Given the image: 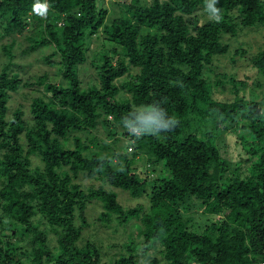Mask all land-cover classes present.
Instances as JSON below:
<instances>
[{
    "label": "trees",
    "instance_id": "trees-1",
    "mask_svg": "<svg viewBox=\"0 0 264 264\" xmlns=\"http://www.w3.org/2000/svg\"><path fill=\"white\" fill-rule=\"evenodd\" d=\"M205 5L206 0L118 2L119 14L108 24V10L99 8L96 0H0V23L7 36L23 31L30 9L45 14L34 20L44 25L49 41L33 43L55 44L62 75L59 84L47 75L23 82L10 64L0 65V264H22V254L29 256L30 264H137L132 252L103 263L102 250L94 244L77 245L86 207L93 200L101 206L98 221L105 226L140 222L144 248L156 252L144 264L264 263V112L242 97L227 103L213 99L207 73V64L226 50L223 38L237 39L242 28L264 25V2L219 0L218 18L210 17ZM200 11L207 17L199 25ZM100 29L117 48L111 58L104 49L96 54L101 61L99 86L83 90L76 70ZM116 51L122 57L113 63ZM245 53L236 47L230 59ZM251 58L264 74V51ZM45 62L54 64L51 57ZM124 75L118 87L115 81ZM34 86L50 99L33 100L32 121L24 120L21 108L8 116L9 94ZM157 101L178 124L159 136L137 138L124 127L123 118ZM203 123L245 134V175L219 154L212 129L198 133ZM98 125L113 138L112 146L123 129L122 136L129 135L140 147L128 152L130 141L123 150L120 143L117 149L106 144L111 155L104 159L88 154V145L77 136L74 148L68 146L71 133L85 135ZM90 144H95L94 137ZM140 151L149 166L163 164L165 172L150 178L151 169L144 171L134 161ZM34 155L41 168H32ZM78 173L98 175L132 197L148 189L149 209H124L116 194L104 188L84 191L73 183ZM198 202L204 205V222L202 216L194 218ZM49 231L56 237L55 248ZM128 245L131 249L132 242Z\"/></svg>",
    "mask_w": 264,
    "mask_h": 264
},
{
    "label": "rangeland",
    "instance_id": "rangeland-1",
    "mask_svg": "<svg viewBox=\"0 0 264 264\" xmlns=\"http://www.w3.org/2000/svg\"><path fill=\"white\" fill-rule=\"evenodd\" d=\"M129 0H96L97 6L100 8H105L108 10V18L110 19L107 23L112 22L119 14V7H117L118 2L124 3ZM149 2L150 0H146ZM264 2V0H260ZM36 6V5H35ZM45 11H48L46 5L42 7ZM40 16L44 19L45 14H41L39 8L30 9L26 13L27 25L21 32L14 33L13 35L7 36L5 34L4 28L1 27L0 23V65L10 64V71L12 73H19L21 80H35L37 77L42 75H47L48 80L52 83H61L62 75L60 74L59 55L56 53V46L54 43L48 45H34L33 40L45 39L49 41L47 31L44 25L39 24L34 17ZM199 25L204 22L207 17L206 13L199 12ZM223 44L226 45V50L223 54H218L207 64V73L210 76V81L212 84L211 93L212 98L220 102H231L235 97H242L248 101H254L259 104L261 110L264 112V74L258 72L252 65L253 54L264 51V25H255L254 27H245L240 31L237 39L223 38ZM242 47L245 50L243 56L235 55L236 58L232 61L230 58L235 52V48ZM5 48V51H4ZM117 48L115 40L110 38L108 34L100 29L97 38L89 44L86 48V60L85 62L77 67L78 79L81 82V88L87 89L90 86H99V71L97 66L101 64L96 54H98L101 49L107 51V56L112 57L114 49ZM11 53L12 58L8 56ZM53 54V55H52ZM46 57H51V61L54 63L50 65L45 62ZM122 54L116 51L115 57H113V63L116 62V58H121ZM136 70L132 69L131 72ZM231 79L233 81L231 82ZM126 80V75L115 81L118 87L124 84ZM123 97L128 98L129 95L126 92H122ZM50 99L49 94H47L41 87H20L17 92L10 93L8 99L9 112L8 116L13 110L21 108L24 113V120L32 121L30 114V105L35 98ZM53 108L58 107L57 104L51 103ZM110 117H108L109 119ZM198 133L201 134L205 129H209L214 132L215 145L218 148L219 154L228 159L232 163H236L232 167L237 166L240 168L241 174H246V160L247 155L244 153L242 148V141L245 134L239 130L235 132L234 129H223L221 126L213 128L210 123H203L198 128ZM121 132L125 130L120 129L115 137L119 139L120 147L123 150L124 145L130 141V136H122ZM87 134V135H86ZM71 133L70 138L67 140L68 146L73 147L75 145L74 137L77 136L84 140L88 145V154L94 153L101 156L104 159L110 157L111 153L107 150L106 144L111 148H116L117 145L112 146L113 138L108 136L107 131H105L100 125L93 131L86 133ZM95 139V144H90V139L93 137ZM87 137V139H85ZM130 141L128 147L131 148L132 152L135 148L140 147V143H133ZM105 144V145H104ZM114 149L116 152H118ZM128 149V148H127ZM138 163V167L143 169H151L149 174L150 178L160 176L165 172V165L161 164L159 166L153 167L149 166V160L147 156H144V152L140 151L136 153L135 160ZM30 163L32 168L42 167L40 159L34 155L30 156ZM116 160L113 162V166L116 165ZM112 166V167H113ZM75 185H80V187L87 191L88 189L99 190L100 188L107 189L114 192L117 196V201L122 205L124 209L134 208L137 205H141L144 208V212L149 209V198L147 189L144 194L139 197H132L128 191L120 188H111L104 181L103 178L94 175L93 177H88L84 173H78L76 180L73 181ZM199 208L196 209L194 218L202 216L203 222L205 221L207 215H204V205L198 202ZM102 212L101 206L98 201L93 200L87 205L85 210L86 223L82 228V237L77 242L78 246H84L87 242L94 244L98 250H102L103 253V263L112 262L114 258L120 255L134 254L137 257V264H144L147 260V256L156 254L152 249L146 250V244H142V237L138 236L141 229V224L138 220L131 221L128 225L117 226L112 223L109 226H105L100 221L98 217ZM214 217V218H213ZM213 219L219 218L218 214L212 216ZM196 220V219H195ZM76 225H81L78 216L76 214ZM46 227V226H45ZM50 246L52 248L56 247V237L49 231L48 233ZM132 242V246L129 249V242ZM145 245V246H144ZM135 249V250H132ZM22 264H30L28 259L29 256L22 254L20 257ZM259 264V263H257Z\"/></svg>",
    "mask_w": 264,
    "mask_h": 264
},
{
    "label": "clouds",
    "instance_id": "clouds-1",
    "mask_svg": "<svg viewBox=\"0 0 264 264\" xmlns=\"http://www.w3.org/2000/svg\"><path fill=\"white\" fill-rule=\"evenodd\" d=\"M219 0H206V11L212 18H218ZM178 120L170 116L159 101L150 105H140L123 118L124 127L137 138L143 135L159 136L175 128Z\"/></svg>",
    "mask_w": 264,
    "mask_h": 264
},
{
    "label": "built area",
    "instance_id": "built-area-1",
    "mask_svg": "<svg viewBox=\"0 0 264 264\" xmlns=\"http://www.w3.org/2000/svg\"><path fill=\"white\" fill-rule=\"evenodd\" d=\"M128 151H130L131 150V148L130 147H128V149H127ZM260 264H264V263H260Z\"/></svg>",
    "mask_w": 264,
    "mask_h": 264
}]
</instances>
